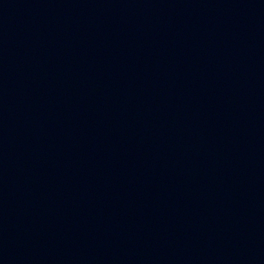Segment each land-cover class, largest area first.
Segmentation results:
<instances>
[{"label": "water", "instance_id": "1", "mask_svg": "<svg viewBox=\"0 0 264 264\" xmlns=\"http://www.w3.org/2000/svg\"><path fill=\"white\" fill-rule=\"evenodd\" d=\"M0 264H264V0H0Z\"/></svg>", "mask_w": 264, "mask_h": 264}]
</instances>
